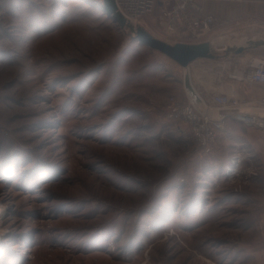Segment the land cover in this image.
<instances>
[{
    "label": "rangeland",
    "instance_id": "rangeland-1",
    "mask_svg": "<svg viewBox=\"0 0 264 264\" xmlns=\"http://www.w3.org/2000/svg\"><path fill=\"white\" fill-rule=\"evenodd\" d=\"M91 2L0 0V264H264V133L230 117L205 152L166 115L182 67ZM255 4L223 47L260 35Z\"/></svg>",
    "mask_w": 264,
    "mask_h": 264
},
{
    "label": "built area",
    "instance_id": "built-area-1",
    "mask_svg": "<svg viewBox=\"0 0 264 264\" xmlns=\"http://www.w3.org/2000/svg\"><path fill=\"white\" fill-rule=\"evenodd\" d=\"M117 10L133 25L151 13L156 0H114ZM239 3L264 0H231ZM219 25V18L207 13L198 0H165L161 9L158 28L166 36L186 37L200 40ZM225 47H222L223 50ZM244 78L252 84L264 87V57L250 60ZM205 107L198 109L190 101L183 102L174 95L166 105L170 120L184 123L194 141L205 151L213 149L221 135L226 132V119L252 126L264 133V95L254 100H242L233 94L215 93ZM211 109L214 112L212 115ZM210 111V112H209Z\"/></svg>",
    "mask_w": 264,
    "mask_h": 264
},
{
    "label": "crops",
    "instance_id": "crops-1",
    "mask_svg": "<svg viewBox=\"0 0 264 264\" xmlns=\"http://www.w3.org/2000/svg\"><path fill=\"white\" fill-rule=\"evenodd\" d=\"M204 7L205 12L213 14L219 18V23L221 25L224 24L223 19H228L229 17H233L238 15L239 13H242L244 11V8L249 7H256L257 5L255 3H260L259 1H250L247 3H242V5L235 4L234 14L231 15L230 13L226 12L224 9L223 2H227L231 0H198ZM165 5V0H156L155 8H154V14L150 18H156L160 16L161 9ZM246 6V7H245ZM260 11H263L264 9H259ZM258 10V13L260 11ZM153 19V27L156 29V25L154 24L155 21ZM264 23V22H263ZM158 30H160L158 28ZM218 27L214 28L211 32L205 34L200 40H188L186 37H179V36H172L175 39H179L182 42L187 43H197L202 41L211 40L214 42V44L218 47H223V44L220 40H218ZM260 35H257L253 37L254 39L257 38H264V25L262 28ZM224 51H220L221 56L216 59H198L191 63L190 69H191V76L193 80V84L195 85L198 92L203 96V98L209 97L210 99L215 93H228L233 94L234 96L242 99V100H254L262 95H264V87L249 83L245 78L246 71L248 70V65L250 63V60L254 57H264V47H257L253 48L247 52H244V54L240 58H233V55H240V54H230L225 55L223 53ZM207 60L209 61V65L202 69V73H213L214 69H217L220 67L222 71H220L219 76H228L232 82L231 87L219 85L218 87H210L206 88L205 91H201V89L198 87V82L195 80V76L197 75V64L199 61ZM235 65L236 68H234L232 72L227 71V69H230L231 66ZM183 70V69H182ZM199 71V70H198ZM183 81V76H182ZM179 94L187 95L185 92V88L182 85V87L178 88ZM188 97V96H187ZM230 117H227V119ZM239 123V122H238ZM242 124V123H241Z\"/></svg>",
    "mask_w": 264,
    "mask_h": 264
},
{
    "label": "water",
    "instance_id": "water-1",
    "mask_svg": "<svg viewBox=\"0 0 264 264\" xmlns=\"http://www.w3.org/2000/svg\"><path fill=\"white\" fill-rule=\"evenodd\" d=\"M106 6L105 12L122 28H129L133 33V38L150 49L158 51L183 69V84L189 101L198 109H203L205 102L193 84L190 65L198 59H216L221 56L222 47H218L213 41L207 40L197 43L176 42L169 43L156 37L146 28L133 25L117 10L114 0H99ZM264 47V38H251L243 45H228L222 50L225 55L242 54L253 48Z\"/></svg>",
    "mask_w": 264,
    "mask_h": 264
},
{
    "label": "bare ground",
    "instance_id": "bare-ground-1",
    "mask_svg": "<svg viewBox=\"0 0 264 264\" xmlns=\"http://www.w3.org/2000/svg\"><path fill=\"white\" fill-rule=\"evenodd\" d=\"M98 3V2H97ZM99 4V3H98ZM100 6H101V8L105 11L106 10V6L102 3V2H100ZM99 6V7H100ZM228 44H225V46H227ZM204 102H205V99H204ZM204 107H205V105H204ZM210 112V111H209ZM212 115H214V112H213V110L211 109V112H210Z\"/></svg>",
    "mask_w": 264,
    "mask_h": 264
},
{
    "label": "trees",
    "instance_id": "trees-1",
    "mask_svg": "<svg viewBox=\"0 0 264 264\" xmlns=\"http://www.w3.org/2000/svg\"><path fill=\"white\" fill-rule=\"evenodd\" d=\"M85 1H88V3H90V4L92 3L91 0H85ZM91 5H92V4H91ZM102 11H103V10H102ZM103 12H104V11H103ZM104 13H105V12H104Z\"/></svg>",
    "mask_w": 264,
    "mask_h": 264
}]
</instances>
